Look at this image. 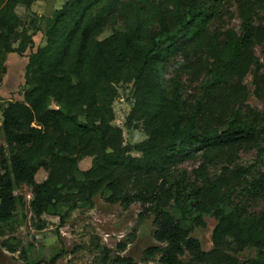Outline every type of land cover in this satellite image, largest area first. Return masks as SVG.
Wrapping results in <instances>:
<instances>
[{"label": "trees", "instance_id": "trees-1", "mask_svg": "<svg viewBox=\"0 0 264 264\" xmlns=\"http://www.w3.org/2000/svg\"><path fill=\"white\" fill-rule=\"evenodd\" d=\"M35 1L0 0V63L33 47L40 27L28 34L16 10ZM39 20L45 42L27 56L23 99L0 103V246L31 264L18 208L42 231L47 216L65 222L58 204L105 194L153 217L145 263L264 264V0H67ZM124 85V126L145 134L134 144L112 123ZM241 152L254 161L241 164ZM185 160L199 163L187 172ZM23 185L28 203L14 193ZM204 214L216 220L209 250L189 230ZM96 247L99 264H138Z\"/></svg>", "mask_w": 264, "mask_h": 264}, {"label": "rangeland", "instance_id": "rangeland-1", "mask_svg": "<svg viewBox=\"0 0 264 264\" xmlns=\"http://www.w3.org/2000/svg\"><path fill=\"white\" fill-rule=\"evenodd\" d=\"M47 1L36 0L28 10L17 7L16 11L23 21L22 27L28 29V34L32 33L35 25L40 27V31L32 35V48L27 49L21 55L9 53L6 55L5 61L0 63V103L21 101L23 99L27 56L45 42V24L39 20V16L43 14ZM65 1L67 0H55L54 8H60ZM223 23L234 27L238 25L236 18H232L230 21L225 19ZM106 35L107 33L103 37ZM16 46L17 43L14 47ZM256 53L257 55L260 54L259 48H256ZM249 80L250 77H247L245 82L249 83ZM191 91V88H188L187 95ZM131 101L130 86L124 85L118 88V97L112 105L114 112L112 123L121 128L124 143L128 144L138 143L145 139L140 124H136L131 129H126L124 126L125 117L131 107ZM248 102L251 106L262 109V103L253 96H250ZM0 143H2L1 137ZM132 155L139 154L132 152ZM239 161L241 164H250L254 161V153L241 152ZM90 162V157L82 159L79 162V170L87 169ZM198 163L199 160H185L178 165V168L191 172L192 169L197 167ZM262 170L264 171V167ZM44 176V171L40 170L36 175V180L42 181ZM14 193L23 197L27 203L31 200V190L27 186L16 187ZM104 195L98 194L91 206L82 203L76 205L72 203L58 204L57 211L59 214H67L65 222L59 226L58 217L47 216L48 225L42 231L34 229L33 215L28 206L18 208L19 213L26 218L21 220L15 232V237L27 249L28 262L31 264H48L51 259L56 257L53 264H99L100 255L96 247L98 245L109 250L110 257L126 256L138 264H157L156 259L148 263L142 261L143 251L149 246L157 245L151 235L153 217L139 220L140 206L138 203H132L124 209L118 204L106 202ZM261 206L262 204H259L256 208L259 209ZM201 220L204 225L190 226V235L200 242L203 250H209L212 247L211 232L216 220L205 214L202 215ZM122 245H124L123 248ZM253 254V251L245 252L240 257H243V255L253 256ZM23 263L17 253L11 254L0 246V264Z\"/></svg>", "mask_w": 264, "mask_h": 264}, {"label": "water", "instance_id": "water-1", "mask_svg": "<svg viewBox=\"0 0 264 264\" xmlns=\"http://www.w3.org/2000/svg\"><path fill=\"white\" fill-rule=\"evenodd\" d=\"M54 3H55V0H48L46 2V6H45L44 12L42 14L43 17L48 18L49 17V14L51 12H54L55 11Z\"/></svg>", "mask_w": 264, "mask_h": 264}]
</instances>
